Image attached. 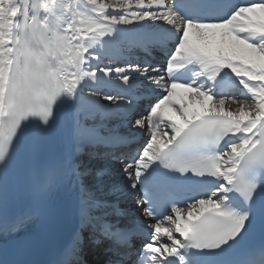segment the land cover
I'll list each match as a JSON object with an SVG mask.
<instances>
[{"label": "snow or ice", "instance_id": "snow-or-ice-1", "mask_svg": "<svg viewBox=\"0 0 264 264\" xmlns=\"http://www.w3.org/2000/svg\"><path fill=\"white\" fill-rule=\"evenodd\" d=\"M0 264H264V0H0Z\"/></svg>", "mask_w": 264, "mask_h": 264}, {"label": "bare ground", "instance_id": "bare-ground-1", "mask_svg": "<svg viewBox=\"0 0 264 264\" xmlns=\"http://www.w3.org/2000/svg\"><path fill=\"white\" fill-rule=\"evenodd\" d=\"M141 55H143V53H141ZM153 56H154L156 59H159V56H158L156 53H153ZM145 58L147 59L148 57H145ZM233 107H235V106H233ZM63 238L67 239V232H63ZM96 257H99V256H97V255H93V258H96Z\"/></svg>", "mask_w": 264, "mask_h": 264}, {"label": "rangeland", "instance_id": "rangeland-1", "mask_svg": "<svg viewBox=\"0 0 264 264\" xmlns=\"http://www.w3.org/2000/svg\"><path fill=\"white\" fill-rule=\"evenodd\" d=\"M91 260V258H89Z\"/></svg>", "mask_w": 264, "mask_h": 264}]
</instances>
